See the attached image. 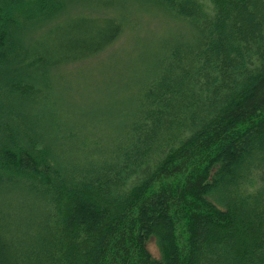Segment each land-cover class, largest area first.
I'll list each match as a JSON object with an SVG mask.
<instances>
[{
  "label": "trees",
  "instance_id": "1",
  "mask_svg": "<svg viewBox=\"0 0 264 264\" xmlns=\"http://www.w3.org/2000/svg\"><path fill=\"white\" fill-rule=\"evenodd\" d=\"M148 19L114 124L60 108ZM0 264H264V0H0Z\"/></svg>",
  "mask_w": 264,
  "mask_h": 264
},
{
  "label": "rangeland",
  "instance_id": "2",
  "mask_svg": "<svg viewBox=\"0 0 264 264\" xmlns=\"http://www.w3.org/2000/svg\"><path fill=\"white\" fill-rule=\"evenodd\" d=\"M139 27L140 34L149 37L146 41L141 39V35L134 39L125 34L95 58L68 69L75 70L65 75L63 86L58 90L60 108L72 116L83 118V122L114 124L115 115L127 103L139 79L150 46L160 36L175 31L172 25L158 19L141 21ZM82 112L89 116L84 118ZM145 247L152 256H159L152 236L145 241Z\"/></svg>",
  "mask_w": 264,
  "mask_h": 264
}]
</instances>
